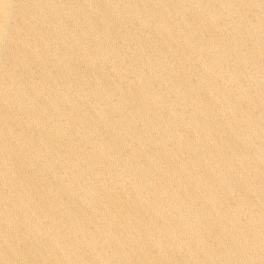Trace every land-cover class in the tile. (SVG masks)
<instances>
[{
  "label": "water",
  "instance_id": "1",
  "mask_svg": "<svg viewBox=\"0 0 264 264\" xmlns=\"http://www.w3.org/2000/svg\"><path fill=\"white\" fill-rule=\"evenodd\" d=\"M0 264H264V0H0Z\"/></svg>",
  "mask_w": 264,
  "mask_h": 264
}]
</instances>
